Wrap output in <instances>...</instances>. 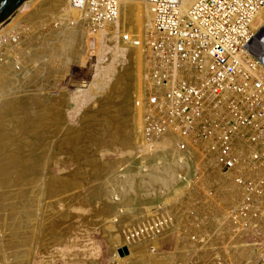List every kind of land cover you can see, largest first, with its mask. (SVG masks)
Wrapping results in <instances>:
<instances>
[{"label":"built area","instance_id":"2783aa9c","mask_svg":"<svg viewBox=\"0 0 264 264\" xmlns=\"http://www.w3.org/2000/svg\"><path fill=\"white\" fill-rule=\"evenodd\" d=\"M124 1L68 0L78 12L77 26L96 50L103 43L117 49L123 48L121 43L142 46L141 39L114 32ZM145 1L154 17L145 42V87L137 99L145 142L130 154L138 161L134 172L121 167L113 173L112 195L117 203L124 192L142 187L143 198L150 202L129 213L132 223L123 231L126 245L189 228L263 229L264 0H193L187 7V0ZM165 134L174 139L168 149L159 144ZM158 148L173 156L153 159ZM232 163L240 167L232 181L241 198L238 206L225 211L208 201L215 190L203 179L210 171L225 177ZM170 196L174 199L168 201ZM189 264H225V259L197 256ZM252 264H264V257Z\"/></svg>","mask_w":264,"mask_h":264},{"label":"bare ground","instance_id":"6f19581e","mask_svg":"<svg viewBox=\"0 0 264 264\" xmlns=\"http://www.w3.org/2000/svg\"><path fill=\"white\" fill-rule=\"evenodd\" d=\"M192 1L187 0L185 6H189ZM67 3L68 0H27L17 10V16L9 26L18 25L23 21L29 26L27 29L31 27L35 29ZM61 19L59 18V21ZM153 21L152 11L145 0H126L121 4L114 32L137 37L143 43L142 46L133 47L131 65L129 58V61L125 59L120 65V70L130 65L127 70L118 71L117 74L114 73L115 70L107 71L104 76L95 80L94 87L91 88L92 91L90 90L95 96L92 106L87 110L82 109L83 114L79 120L69 124L68 130L61 135L58 141L59 147L73 151L80 162L74 175L56 173L50 161L52 145L50 138L57 133L56 128L59 126V119L63 113L62 105H65V102L63 97L58 100L48 97L47 92L41 89L47 85L49 88L50 78H59L67 67H64L65 64L74 60L79 54L83 46L82 36L85 33L81 30L83 28L71 27L70 23L68 22L67 25L66 22L64 23L66 28L49 29L38 40L34 32L28 31L24 37L17 36L16 41L9 36V39L6 36L8 40L5 38L3 42L0 41V264H29L33 253L28 251L32 249H30L31 245L36 244L41 249H45L49 245L62 244L65 226L63 224L70 215L69 211L59 209L64 199L63 192L75 184L79 185V182L86 179L91 182L97 180L98 182L89 186L90 190L83 197L84 202L87 203L92 199L101 200L103 203L99 212L115 213L117 207L115 201L111 203L106 201L107 190H110L107 186H112L110 183L113 182L111 179L108 181L109 173L113 174L123 165L125 171L132 173L137 168L138 161L129 158L128 152L124 158L100 160L88 154L86 148L88 143L94 142L129 148H135L136 145L145 142L144 135L142 136V109L134 103V110L131 111L130 94L133 91L138 98L141 96L138 88L146 77L142 65L144 43L153 28ZM75 23L79 24L77 20ZM61 25L60 23L59 27ZM25 42L33 51L30 63H34L35 66H30L32 69L30 72L27 71V66L23 67L21 61H18L20 57L18 59L10 57L13 50L14 53H21ZM120 45L123 48L118 47L126 49L125 53H127L129 47L124 43ZM113 51L114 54L119 52L116 47ZM261 55L264 58V51ZM43 56H47V59H42ZM14 60L18 62L13 64ZM87 131H92V135L89 136ZM159 144L168 149L174 144V139L170 134H165L160 138ZM167 149L158 148L154 152L153 159L172 157V151ZM220 163L217 162L218 165ZM232 166L225 177L210 171L203 179L208 187L216 188H213L214 198L208 201L211 203L215 201L225 211L238 206L241 198L239 188L232 181L234 171L240 167L238 163H232ZM86 171L89 172L90 178L86 175ZM159 171L164 170L159 169ZM143 191L142 187L140 189L132 187L128 190V195H124L125 197L119 202L131 208L138 199L143 201L145 198L144 203L150 202L145 196L142 197ZM196 197L200 198L198 195ZM173 199L174 196H170L168 201ZM212 209L214 212V207ZM261 227L264 229V221ZM180 232H170L155 239L156 247L162 252L159 257L137 256L134 253V247L137 245L130 244L128 246L130 255L126 254L127 256L124 257L116 255L117 264H183L187 259V250L186 242L185 245L182 243ZM225 232L223 234L229 236V231ZM226 236L223 238L226 239ZM111 238L118 239L119 235H112ZM166 243L172 246L165 248ZM121 245L127 246L125 241H122ZM260 256L264 257V249L260 248L258 252H254L249 248L246 249L244 245H239L229 250L228 260L231 264H251Z\"/></svg>","mask_w":264,"mask_h":264},{"label":"rangeland","instance_id":"374dc122","mask_svg":"<svg viewBox=\"0 0 264 264\" xmlns=\"http://www.w3.org/2000/svg\"><path fill=\"white\" fill-rule=\"evenodd\" d=\"M56 11L55 13H53V15L47 17L48 19L47 21L43 22L42 25L36 26L35 29L32 27L30 29H27L29 26H27L26 23H24L23 21L20 22V24L18 25H12V27H10L9 25L12 23L13 19L17 16L18 11H16L6 22H4L0 26V41L3 42L2 41L3 39L6 40L7 38L9 39V37L13 41H16V38L18 39V37H21L22 35H23L22 37H24V35L26 36L27 35L26 32L28 31L29 33L34 32L37 37L36 40H38L49 29L52 28L57 29V27L58 28L65 27L64 23L66 22L67 25L69 23L72 24L73 22H74V26L79 25L75 23L76 22L75 17L78 15L77 14L78 12L77 10H74L69 5V3L64 4V6L61 7V9H59L57 12ZM59 18L60 19L62 18L60 20L61 22L59 21ZM60 23L63 26L61 25V27H59ZM33 29L34 31H32ZM110 37L111 36L109 35V38ZM109 38H106V40H110ZM90 39L91 38H88L86 33H84L82 36L83 46L79 54H77L76 58H74V60L69 62L67 65L65 64L64 67L66 66L67 67L65 68L63 73L61 72L59 78L58 77H56L57 79L50 78L51 87L49 86L48 88V85L43 86V88L41 87L42 88L41 91L44 90V92H47L48 97H52L53 99H57V100L63 97V101L65 102V105H62L63 113H62V117L59 119V126L56 128L57 133H54V135L51 136L50 138L52 144L50 150L51 152L50 161L52 163L54 171L58 174L74 175L73 174L74 171L76 172L78 167L80 166V162L73 154V151H66L60 148L58 141L61 135L68 130L69 124H71L74 121H78L80 116L83 114V110H87L92 106L95 96L93 92H91L92 91L91 88L94 87L95 80H97V78L101 77L102 75L104 76L107 71L115 70L114 73L116 74L118 73V71L124 72L131 65V56H132L133 47H129L130 49L127 48L128 50L127 53H125L126 49H121L119 47L117 49L119 52L114 54L113 49L115 47H112L110 43L109 44L103 43L101 44L99 50H96V48H94L91 45ZM144 49H145V43H144ZM129 50H130V54H129ZM14 51L15 50H13V52L11 53L12 56L10 57L12 58L15 57V59L16 57L17 59L19 57L26 59V60L24 59L22 60L19 58L18 61H21L20 63L22 64L23 67L27 66L28 72L32 71V69H30V66L31 67L35 66L34 63H30L33 58V53H32L33 51L30 47L27 46L26 42L22 46L21 53H14ZM27 55H29V57ZM146 55L147 54L145 51L144 58L142 61L143 70L145 72H147L148 69V62ZM41 58L47 59V56H43ZM128 58L130 60V65L120 70L121 68L120 65L123 62H125V59L129 61ZM18 61L14 60L13 64L17 63ZM108 78H112V77H108ZM112 79H114V77ZM144 87L145 84L144 82H142L140 84V88H138L140 95H142ZM47 90L49 91V93ZM132 92L133 91H131L130 94L131 111L134 110V103L135 105H137V99H138V96H136V94L134 95V92L133 93ZM86 133L89 136L92 135V131H87ZM88 146L86 148V152L100 160L117 159L119 157L124 158L127 155L126 152L129 153L128 154L129 158H134L135 160H137L135 156L130 155L136 149L137 145L135 148H129L122 145L121 146L105 145L94 142L91 144L88 143ZM70 152L71 154H69ZM121 167L125 168L124 165ZM86 172H87L86 175L89 176V172L88 171ZM111 173H109V176L107 175L108 181H111L113 179L112 176L113 174ZM96 182L98 181L96 180L91 182V180L86 179V181L84 180L83 182H79V185L75 184L63 192L64 199L59 209L63 208L64 210L69 211L70 214L68 216V220H66V222H64L63 224V226L65 225L63 227L64 229L63 242L62 244L58 243V245L56 244L49 245L45 249H41V247H39L36 244L31 245L30 249L31 248L32 249L28 251L33 253L31 256L32 260L29 262V264H117L116 255L119 257H124V255L126 254L130 255V251L129 253L127 252L125 254L120 253L121 248L123 247L128 248V246L121 245V242L124 241L123 231L125 232L126 223L127 224L132 223L130 222L131 220L129 213L130 212L133 213L134 210L140 209L141 207L149 204L144 203V199L142 198L143 197L142 196L141 198L143 199V201L141 199H138V202L136 201L134 203L133 208H131L130 206L123 205L120 202H117L115 205L117 206L115 213L111 211L112 213L110 214H105V213L102 214L101 212H99V210L101 208V204L103 203V201L101 202V200L92 199L91 201H88L86 203L83 200V197H85V195L90 190L89 186L91 187V185ZM110 184L112 186L110 185L109 187L107 186V188L110 190H107V194H106V196L108 195L106 200L107 202L109 201L108 203H111V201H115L114 200L115 197L112 195L114 189L113 186L114 183L111 181ZM216 187H218L217 184ZM213 188L216 189L215 187ZM126 193L127 192H125V194L123 193V195L120 196L119 198L125 197L124 195L127 196L128 193L127 194ZM232 209L234 208L229 209V211ZM208 211L209 208H207V212ZM125 213H127L126 214L127 217L129 216L128 217L129 220L127 219V217H125L126 216ZM227 219L230 220V218L228 217ZM227 223L229 224L231 223V221L230 222L228 221ZM262 223L263 221L260 224L262 225ZM205 229H209V228H205ZM227 230L230 233L229 236L228 234H226L227 236L223 234L224 236H226L225 237L226 239L221 238L222 236L220 237V234L225 232V230L223 231V229L219 230L220 232L222 231V233L218 232V230H201L199 228H194V229L189 228L185 230L184 229L180 230L182 243L183 245H185L184 242H186L185 249L187 250V255H186L187 259L183 261L184 262L183 264H189L194 257L198 256L202 258V256L204 257V255L210 256V258L211 257H218L222 259L224 258L225 264H231V261L229 262L228 260L229 250L233 249L234 247L236 248L239 245H244L246 249L249 248L254 252H258L260 248L264 249V243H263L264 229H259V231L255 229L251 231L239 232L237 231L235 226L233 228L229 226V228L226 229L225 233H228ZM112 235L114 236L119 235V238L112 239L111 238ZM193 238L208 242V244L204 246H200L199 244L191 241V239ZM156 241L157 240L149 241V242H139L138 244H135L137 246L134 247V253L137 256H146L148 258L159 257V255L162 252L160 249L156 247L155 245ZM166 244H165V248H169L170 246H172L170 245V243H166ZM151 246L154 247L158 252L152 251L153 249H151ZM260 246H262L263 248ZM33 249L34 251H32ZM204 250L205 253H203ZM262 258L263 257L260 256V258L256 262H258ZM209 263H213L212 260Z\"/></svg>","mask_w":264,"mask_h":264},{"label":"water","instance_id":"95a60500","mask_svg":"<svg viewBox=\"0 0 264 264\" xmlns=\"http://www.w3.org/2000/svg\"><path fill=\"white\" fill-rule=\"evenodd\" d=\"M27 0H0V25L6 22ZM128 248L123 247L120 253H127Z\"/></svg>","mask_w":264,"mask_h":264}]
</instances>
